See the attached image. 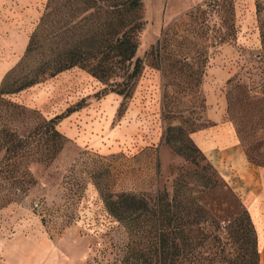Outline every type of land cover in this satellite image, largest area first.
Here are the masks:
<instances>
[{
	"label": "rangeland",
	"instance_id": "374dc122",
	"mask_svg": "<svg viewBox=\"0 0 264 264\" xmlns=\"http://www.w3.org/2000/svg\"><path fill=\"white\" fill-rule=\"evenodd\" d=\"M141 1L145 25L137 56L143 60V70L123 113L122 97L111 93L96 98L102 85L78 68L41 77L40 83L16 94L0 95V139L23 138L30 152L12 161L18 163L20 172L0 153V218L16 229L41 232L57 243L63 254H53L49 264H108L111 253L124 246L127 236L125 228L108 214L107 200L123 192L148 199L163 192L172 195L177 175L192 167L166 145L168 126L182 125L187 131L200 127L209 132L202 138L196 137L197 132L190 137L237 197L241 209L247 210L245 191L235 185L233 171L239 165L237 151L247 159L248 149L257 147L250 156L264 161V0H232L234 35L208 48L199 85L188 77V70H179L180 63L173 66L178 56L170 55L168 49L156 55L154 47L163 32L205 0ZM46 2L0 0V27L3 22L15 26L18 48L20 35L30 36ZM45 51L46 46L41 47ZM46 57L32 54L25 66L6 79L8 86L15 87L22 74L32 76ZM6 80L0 79V91ZM82 100L86 107L62 119L56 125L62 138L52 140L45 121ZM208 105L215 119L221 115L215 126L225 124L233 130L236 153L226 150L223 155L221 149L211 148L217 134L213 128L202 129L213 123ZM59 145L55 155L53 149ZM27 163L36 183L23 191L22 181L27 177L22 168ZM248 165L263 169L249 161ZM219 189L218 193L225 192ZM242 252L244 248L232 244L226 256L239 261Z\"/></svg>",
	"mask_w": 264,
	"mask_h": 264
},
{
	"label": "trees",
	"instance_id": "16d2710c",
	"mask_svg": "<svg viewBox=\"0 0 264 264\" xmlns=\"http://www.w3.org/2000/svg\"><path fill=\"white\" fill-rule=\"evenodd\" d=\"M45 5L37 25L30 32L25 53L4 80L25 66V62L36 52L42 56L47 54L46 60L32 76L26 73L17 77L20 82L15 87H9L6 80L0 95L16 94L40 83L41 77L47 75L52 78L77 67L102 85L96 98L111 93L121 96L120 113H123L126 109L124 104L132 97L143 70V60L137 56L139 38L145 25L143 2L47 0ZM233 11L232 0H205L192 7L163 32L162 38L155 44V54L168 49L170 55L178 56L173 66L180 63L179 70H188V77L194 85H199L208 48L220 46L234 35ZM45 24L48 25L43 29ZM190 35L194 37L189 38ZM261 42L264 46V32ZM45 46L43 53L41 47ZM83 107L85 103L82 100L61 115L45 121L52 140L62 138L56 125ZM214 125L210 122L202 129ZM200 129L194 127L187 131L182 125L166 129V145L192 167L191 170L182 169L177 175L171 196L163 192L148 199L123 192L107 200L105 208L108 214L125 228L127 236L124 246L111 253L108 264L259 263L257 233L248 210L241 209L237 197L233 196L190 137ZM25 142L23 138L0 139L3 160L11 161V167L18 168L17 172H20L18 163L12 161L28 157L30 152ZM60 149V145L53 149L55 155ZM256 149H248L247 159L264 169V161L250 156ZM29 165L27 163L22 168L27 177L26 182L22 181L25 185L23 191L36 183ZM219 188L225 189V192L218 193ZM232 244L241 250L244 248L239 261L235 258L230 261L226 256L227 246Z\"/></svg>",
	"mask_w": 264,
	"mask_h": 264
},
{
	"label": "crops",
	"instance_id": "0c3cea01",
	"mask_svg": "<svg viewBox=\"0 0 264 264\" xmlns=\"http://www.w3.org/2000/svg\"><path fill=\"white\" fill-rule=\"evenodd\" d=\"M3 24V29L0 27V79L17 66L16 64L20 60L19 54L23 56L29 40L27 35L21 34L22 42L20 48H18L16 44L18 36L15 26L11 28V24L5 22ZM71 70L61 72V74ZM206 102L209 104L208 99ZM77 111L67 117L73 116ZM207 114L209 120L214 124L220 121L221 115H219V120L215 119L213 116L215 111L211 105H208ZM209 128H213L211 130L217 134L215 139L211 141V148L221 149L223 155L226 150L236 153V137L229 126L223 124L210 126ZM196 132L198 138H202L206 133H209L200 130ZM236 156L239 165L233 171V174L237 177L235 185L245 191L244 201L257 233L258 264H264V170L251 169L247 159H244L238 151ZM12 224L0 218V264H49L50 257L53 254L59 257H61L60 254H63L60 252L58 244L47 239L41 232L32 234L24 229H16Z\"/></svg>",
	"mask_w": 264,
	"mask_h": 264
}]
</instances>
